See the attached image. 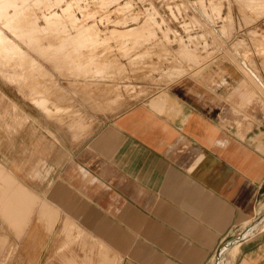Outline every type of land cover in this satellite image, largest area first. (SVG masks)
I'll use <instances>...</instances> for the list:
<instances>
[{"label": "crops", "instance_id": "1", "mask_svg": "<svg viewBox=\"0 0 264 264\" xmlns=\"http://www.w3.org/2000/svg\"><path fill=\"white\" fill-rule=\"evenodd\" d=\"M255 85L213 59L76 138L18 131L0 145V264H264Z\"/></svg>", "mask_w": 264, "mask_h": 264}, {"label": "rangeland", "instance_id": "2", "mask_svg": "<svg viewBox=\"0 0 264 264\" xmlns=\"http://www.w3.org/2000/svg\"><path fill=\"white\" fill-rule=\"evenodd\" d=\"M213 59L264 96V0H0V145L28 125L76 138Z\"/></svg>", "mask_w": 264, "mask_h": 264}, {"label": "bare ground", "instance_id": "3", "mask_svg": "<svg viewBox=\"0 0 264 264\" xmlns=\"http://www.w3.org/2000/svg\"><path fill=\"white\" fill-rule=\"evenodd\" d=\"M9 47H11L10 49H13V50H15L13 47H12V45H8ZM264 205V204H263ZM257 213V212H256ZM263 220H264V217L263 218H261L260 220H258V222L257 223H254L253 225H251V227H250V229L249 230H251V229H253V228H255L257 225H259V224H263V223H261V222H263ZM256 228H258V227H256ZM247 235V234H246ZM248 237V236H247ZM250 238V237H249ZM248 239V238H247ZM237 243H239V242H237ZM238 246V245H237Z\"/></svg>", "mask_w": 264, "mask_h": 264}, {"label": "water", "instance_id": "4", "mask_svg": "<svg viewBox=\"0 0 264 264\" xmlns=\"http://www.w3.org/2000/svg\"><path fill=\"white\" fill-rule=\"evenodd\" d=\"M243 65V64H242ZM253 75V74H252ZM255 80L259 83V84H261V82L259 81V79H257L256 77H255Z\"/></svg>", "mask_w": 264, "mask_h": 264}]
</instances>
